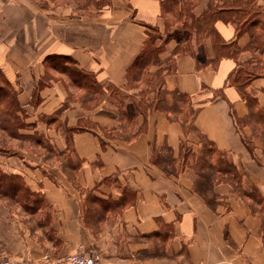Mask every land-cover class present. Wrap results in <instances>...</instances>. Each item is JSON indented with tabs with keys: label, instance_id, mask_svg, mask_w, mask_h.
I'll return each instance as SVG.
<instances>
[{
	"label": "crops",
	"instance_id": "obj_1",
	"mask_svg": "<svg viewBox=\"0 0 264 264\" xmlns=\"http://www.w3.org/2000/svg\"><path fill=\"white\" fill-rule=\"evenodd\" d=\"M162 1L0 0V71L31 123L23 132L39 133L52 147L4 157L18 158L19 169L0 163L43 198L35 213H4L0 205V255L31 264L75 251L104 264H264V141L250 126L238 127L249 106L227 82L238 63L252 59L250 37L218 18L214 29L220 39L235 40L234 57L214 61L209 37L194 42L192 52L178 51V42L168 39L160 63L149 68L162 71L168 103L176 91L190 96L192 124L227 153L240 172L236 187L211 168L186 164V157L177 167L184 149L187 158L200 151L199 136L164 112L138 114L130 99L138 89L127 86L126 70L147 26L164 31L170 12L162 11ZM205 5L201 0L193 13ZM53 62L90 75L99 97L86 96ZM113 89L126 97L129 127L120 122ZM246 92L264 113V74ZM78 125L69 134L72 167L66 128ZM127 128L139 131L125 139ZM253 189L261 201L243 194Z\"/></svg>",
	"mask_w": 264,
	"mask_h": 264
},
{
	"label": "trees",
	"instance_id": "obj_2",
	"mask_svg": "<svg viewBox=\"0 0 264 264\" xmlns=\"http://www.w3.org/2000/svg\"><path fill=\"white\" fill-rule=\"evenodd\" d=\"M200 1L164 0L162 1V11L177 12L179 14L182 8H190L189 12L185 10L190 23L187 25L183 22V25H185L182 28L186 32V42L189 41L191 35L195 43L209 37L214 50V61L225 55L234 57L238 50L235 40L224 41L220 39L214 29V21L216 19L223 18L234 24L236 34L242 32L248 33L250 37L248 48L252 51V59L244 63H238L228 76L227 82L235 85L241 91L243 98L249 106L248 116L243 121L236 120L238 127L242 123L250 126L252 132L263 142L264 113L258 108L255 98L246 92V86L252 79L264 74V57H260L261 54H264V22L261 18L264 3L262 4L259 0H206L205 9L196 15L192 10ZM154 28L156 27L147 26V30L154 31ZM190 46L184 50L178 49V51L192 52ZM161 49L159 45L155 46L146 31V39L142 49L126 70L127 86L138 89L136 96H130V99L135 103L137 113L146 116L148 112L157 110L166 113L173 119L181 121L184 124L186 133L198 135L201 145L203 146L202 139L205 144L203 147L201 146V155L198 162L194 165L211 168L226 176L227 179L238 187L240 172L230 161L227 153L218 151L210 141L198 133L192 124L191 120L195 114V109L192 106L190 96L176 91L171 93L172 102L168 103V92L163 87L162 71L149 72L150 66L160 63L159 53ZM63 59L62 63L70 61L67 57H63ZM53 64L56 68L68 71L70 79L77 86L86 90V96L95 95L96 98L99 97L101 88L90 75L81 72L72 65L65 67L60 62H53ZM118 93V90H112L120 122L125 123L124 127L126 128L130 126L132 118L123 110L126 97ZM150 94L153 96L148 98ZM25 117V111L17 98V90L0 71V155L23 158L24 152L22 150H38V147L52 152V147L43 140L39 133L23 132L31 128V123L26 122ZM80 128L82 127L79 125L73 128H66V140L69 150L66 153V159H68L67 163L72 167L74 164L70 155L71 144L69 134L71 131ZM123 131L126 135L125 139H129L135 136L139 130L133 131L127 128V130L123 129ZM244 143L250 147L248 140L244 139ZM243 194L261 201L260 194L256 189L249 192L243 191ZM29 196L35 198L34 202H28ZM42 199L41 194L28 189L23 177L19 173L7 172L0 166V203L5 202L9 210L18 206L21 210L28 213H35L40 207Z\"/></svg>",
	"mask_w": 264,
	"mask_h": 264
},
{
	"label": "rangeland",
	"instance_id": "obj_3",
	"mask_svg": "<svg viewBox=\"0 0 264 264\" xmlns=\"http://www.w3.org/2000/svg\"><path fill=\"white\" fill-rule=\"evenodd\" d=\"M41 1H43V0H38V2H41ZM261 1H264V0H261ZM261 3L263 4L264 2H261ZM189 9L190 8H182V11L179 14L177 12L170 13V15L165 19V29L163 32H160L157 28H154V31L153 30H147L149 38L152 39L155 46L159 45L162 48L164 41H166L168 39H172L173 41L176 40L178 42V49H180V50H184V49H186V47H189L190 45H191L190 46L191 49L194 47L195 41H194L193 36L191 35V37H189V41L187 39L188 42H186V38H187V37H185L186 32L182 29L185 24L188 25L190 23V19L188 17L187 12H186V11L189 12ZM183 22H185L184 25H183ZM168 64H169V62H168ZM130 85H132V84H130ZM133 85H138V84H133ZM118 92H119L118 94H122L120 91H118ZM152 96L153 95L150 94V95H148V98H151ZM113 99H115L114 95H113ZM201 141H202V144L204 146L205 144L203 143V139ZM202 147H200V151L198 153L192 154V155L188 156V158L185 155L189 152L187 151V149H184V151L182 152V156L184 155L183 156L184 159L180 158V160L177 163V167H180V165H182V163L184 162L183 160H185V157H186V160H185L186 164L194 165L195 163H197L198 159L201 155ZM5 159L6 158H4V156L0 155V163H2L3 165L6 164L8 167H13V168L16 167L17 169H19V167H22V165H21L22 163H21V161L18 160V158H11L8 161L6 160L4 162ZM24 162L25 161H23V163ZM7 169L9 170V168H7ZM29 197H30V199H28V202L29 203L34 202L35 198L32 196H29ZM0 205L4 206V208L1 210V211H4V213L6 211L16 212L18 209H20L17 206V207H14L13 209L9 210V208L6 206L5 202L0 203ZM7 224L8 223L5 224L4 229L5 228L7 229ZM2 250H3V248L0 246V252ZM5 260L8 261V260H13V259L8 258L6 255H0V263L3 264Z\"/></svg>",
	"mask_w": 264,
	"mask_h": 264
},
{
	"label": "built area",
	"instance_id": "obj_4",
	"mask_svg": "<svg viewBox=\"0 0 264 264\" xmlns=\"http://www.w3.org/2000/svg\"><path fill=\"white\" fill-rule=\"evenodd\" d=\"M46 259V258H45ZM3 264H31L28 260L18 261L16 259L8 260ZM48 264H104L98 258L88 256L82 252L75 251L62 257L48 260Z\"/></svg>",
	"mask_w": 264,
	"mask_h": 264
}]
</instances>
